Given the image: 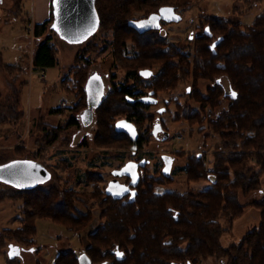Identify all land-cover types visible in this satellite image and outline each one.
Here are the masks:
<instances>
[{"label":"trees","instance_id":"obj_1","mask_svg":"<svg viewBox=\"0 0 264 264\" xmlns=\"http://www.w3.org/2000/svg\"><path fill=\"white\" fill-rule=\"evenodd\" d=\"M197 1L95 0L96 27L77 43L91 45L97 39L103 48L111 49L117 66L126 72V80L117 82L97 107L99 145L132 147L129 135L114 126L116 116L124 115L135 124L136 145L142 147L147 139L139 126L147 119L151 103L139 94L145 91L148 97H156L160 90L193 80L189 92L198 106H186L184 117L191 126L199 125V131L205 127L211 131L206 137L211 133L219 140L210 166L202 151L188 154L183 169L188 182L208 180L209 184L183 192H157L156 185L172 181L165 163L159 176L143 167L134 190L125 198H114L103 189L77 192L41 186L48 180L33 188H19L15 194L23 201L24 216L19 226L0 231V251L3 243L16 249L32 247L39 218L81 231L92 219L91 210L82 211L75 203L84 197L96 199L104 219L88 234L87 245L80 252L91 264H203L209 257L224 258L223 264H264V197L240 201V194L247 196L264 184V13L251 24L211 14L202 16L193 50L161 33L159 26L165 20L142 24L163 8H186ZM135 12H142V16L134 17ZM32 29L37 40L32 66H54L58 46L53 35L57 30L52 3L50 16ZM86 57L83 52L78 54L74 66V73H87L81 76L83 82L89 73ZM18 65L4 67L20 70ZM199 79L210 82L206 93L198 88ZM78 87L83 91V85ZM223 101L227 105L220 108ZM8 103L7 109L12 111L14 98ZM49 111L59 112L60 107ZM249 203L259 211V224L246 231L239 242L222 245L225 229L220 218L239 217ZM52 264H80V254L73 249L61 251Z\"/></svg>","mask_w":264,"mask_h":264},{"label":"rangeland","instance_id":"obj_2","mask_svg":"<svg viewBox=\"0 0 264 264\" xmlns=\"http://www.w3.org/2000/svg\"><path fill=\"white\" fill-rule=\"evenodd\" d=\"M26 2L22 14L2 8L3 18L0 20V119H5L0 122V163L16 158L40 160L43 162L42 166L51 172L50 179L41 186L53 185L59 189L89 192L94 189L105 190L108 180L113 177L114 168L129 158L143 157L148 159L145 171L151 175L159 176L165 163L170 170L171 183L156 185L157 192H183L206 187L208 180L188 182L183 169L188 154L202 151L210 166L212 151L219 140L217 135L211 133L206 137L211 131L206 127L199 131V125L191 126L184 117L186 106H198L189 92L193 80L182 81L173 89L157 93V102L146 110L147 119L139 126L147 140L137 152H132L128 146L123 145H99L97 111L93 123L88 126H82L81 122L78 126L67 124L70 116L77 117V112L83 105L84 93L77 86L83 85L82 77L87 73H74V66L78 64L77 55L83 52L87 56L88 74L100 73L108 87L110 80H114L113 84L124 82L125 70L117 66L111 49L103 48V43L96 39L101 33L90 39H96L95 44L91 45H87V41L70 42L59 32L53 33L54 42L58 46L56 64L44 68L33 67L31 54L37 40L33 36V29H28L30 27L23 23V17L32 21L31 15L28 17L31 14V1ZM170 9L172 18L159 14L158 20H165L159 26L161 33L170 41L193 50L194 36L198 32L202 16L211 14L251 24L257 15L264 13V0H198L186 8ZM140 16L142 12L134 13V17ZM86 46H89L88 50L84 49ZM6 64H19L21 69H5ZM73 73L75 76H72ZM74 77L79 79V84L71 85ZM209 84L205 79L197 81L202 93H206ZM109 94L111 93L107 96ZM11 97L15 100V106L9 111L6 104H9ZM76 100L77 103L74 104ZM59 105L62 106L59 112L49 111ZM70 105L73 107H68ZM226 105L227 101H223L220 108ZM160 106L166 107L161 113L158 111ZM120 117L125 116L117 115L116 119ZM157 118L169 130L166 139H163L162 134L153 136L151 133ZM176 134H181L182 138L177 139ZM167 157L172 159L170 165ZM254 169L257 167L254 166ZM119 179L123 181L125 178ZM18 189L0 180V231L21 224L24 212L23 201L15 194ZM263 197L264 184L260 190L247 196L240 194V201L246 203ZM75 203L82 211L91 210L92 219L84 229L79 232L70 231L48 218H39L36 221L33 246H18L16 249L3 243L0 264H52L59 252L68 249L80 254L87 245L88 234L104 219L100 215V205L96 204V199L80 197ZM220 222L225 229L221 235V243L226 246L239 242L246 231L259 224V211L249 203L239 217H222ZM12 258L14 261L10 262ZM223 262L224 258L209 257L202 263Z\"/></svg>","mask_w":264,"mask_h":264},{"label":"water","instance_id":"obj_3","mask_svg":"<svg viewBox=\"0 0 264 264\" xmlns=\"http://www.w3.org/2000/svg\"><path fill=\"white\" fill-rule=\"evenodd\" d=\"M53 26L57 32L70 42L77 43L84 40L87 35L95 29L97 24V11L95 0H52ZM129 125L131 129L126 126ZM160 124H155L154 131H158ZM115 129L127 133L133 140L132 147L136 146L138 131L135 124L127 118H120L115 122ZM166 137L164 133L163 138ZM147 160H128L120 167L112 170L113 175L106 189V194L114 198H121L130 190V185L135 186L140 178L139 166H144ZM169 161V165H170ZM167 170V169H166ZM130 176L128 184L118 180V176ZM50 174L38 160L29 158H16L0 164V180L18 188H33L43 183ZM133 191V190H132ZM82 261V262H81ZM81 264H90L89 260L83 256Z\"/></svg>","mask_w":264,"mask_h":264},{"label":"flooded vegetation","instance_id":"obj_4","mask_svg":"<svg viewBox=\"0 0 264 264\" xmlns=\"http://www.w3.org/2000/svg\"><path fill=\"white\" fill-rule=\"evenodd\" d=\"M158 15H153L150 18H148L149 20L142 21V24L143 25H148L151 22L157 23L158 22V17L160 16V15L159 16ZM153 17H155V19H153ZM72 76H75L74 73L72 74ZM74 80L73 79L71 80V85L79 84V81H78L79 79L77 77H74ZM113 81L114 80H110V83L108 84L109 87H108L106 85V82H105L104 78L102 77V75L100 73L93 72V73L88 74V77L86 76V78H85V80L83 82V87H84V89H83L84 95H83V100H82L83 105L80 107L79 112H77L78 113V115H77L78 118L77 117H75V118L73 117V121H71L72 116H70L68 121H67V124H68V122H71V124H69V125H74L75 124L77 126L80 124V122H81L82 126H88V125L92 124L93 120H94V114H95V111L97 110V107L107 97V94L110 93L111 89L116 85L115 82H114V84L112 83ZM71 88H73V86ZM107 88H108V91H107ZM139 95L142 96V98L148 100L151 103V105L155 104L157 102V100H158V96H156V97H151V96L148 97L145 91L140 93ZM75 96H76V90H75ZM76 103H77V100L74 102V104H76ZM56 107H60L61 108L62 106L59 105V106H56ZM68 107L72 108L73 105H70ZM163 109H166V107L165 106H160L158 111L161 113ZM120 118H127V117H120ZM120 118H117L116 120H118ZM116 120H115V122H116ZM158 123L160 124V128L157 129L158 131H154L153 130L154 125L158 124ZM114 126H115V123H114ZM151 133H152L153 136H162V135L164 136V133H166V137L163 138V139H166L169 136V130L165 129L164 124L162 123L161 120H158V118L155 120V122H154V124L152 126ZM130 149L132 150V152H137L138 149H140V148H138L137 145H136L134 148L131 147ZM131 159L136 160V161H139L141 159H145L148 162V159L143 158V157L129 158L128 160H131ZM166 159H167V161H170V158L167 157ZM34 160H36V159H34ZM128 160H126V161H128ZM38 161L41 164H43L42 161H40V160H38ZM147 162H146V164H147ZM146 164L144 166H146ZM144 166H139L138 167L140 176L142 174V169H143ZM44 168L48 171V168H46V167H44ZM48 173L50 174V176H49V178L47 180H49L50 177H51V172L48 171ZM114 177L115 176L113 175L112 178H114ZM121 177H124L125 179L123 181H121L119 179ZM117 178H118V180L120 182L125 183V184H128L130 182V179H131L130 176H128V175H121V176H118ZM111 179L108 180V182H107V184L105 186V189H106V187H107V185H108V183H109V181ZM130 190L131 191H129L127 194L123 195L121 198H125V197H127L128 195L131 194L132 190H134L133 185H130ZM81 259H83L82 253H80V261H81ZM81 262H80V264H81Z\"/></svg>","mask_w":264,"mask_h":264},{"label":"crops","instance_id":"obj_5","mask_svg":"<svg viewBox=\"0 0 264 264\" xmlns=\"http://www.w3.org/2000/svg\"><path fill=\"white\" fill-rule=\"evenodd\" d=\"M26 1H31V14H28V17L31 15L30 18H32L31 21L23 17V23L27 27L32 28L35 23L42 22L50 16L52 0H0V14L2 18V8L14 13L16 12L17 14H22V8L27 4Z\"/></svg>","mask_w":264,"mask_h":264},{"label":"snow or ice","instance_id":"obj_6","mask_svg":"<svg viewBox=\"0 0 264 264\" xmlns=\"http://www.w3.org/2000/svg\"><path fill=\"white\" fill-rule=\"evenodd\" d=\"M171 12H172L171 9H161V15H162V16H163V15H168V18H172V17L170 16V13H171ZM153 19H155V17H153ZM54 27H55V25H54ZM93 30H94V28H93ZM145 75H149V73H145ZM232 95H233V97H235L236 93L233 92ZM118 126H126V127H129L130 130H132V129H131V126H129V125H123V124H121V125H118ZM132 131H133V134H134V130H132ZM12 254H14V252H13ZM117 255H120V254L118 253Z\"/></svg>","mask_w":264,"mask_h":264},{"label":"built area","instance_id":"obj_7","mask_svg":"<svg viewBox=\"0 0 264 264\" xmlns=\"http://www.w3.org/2000/svg\"><path fill=\"white\" fill-rule=\"evenodd\" d=\"M2 19V15L0 14V20ZM33 28V27H32ZM31 27L28 28V29H32ZM176 138L177 139H181L182 138V135L181 134H176Z\"/></svg>","mask_w":264,"mask_h":264}]
</instances>
